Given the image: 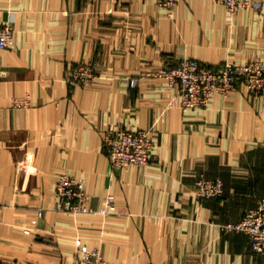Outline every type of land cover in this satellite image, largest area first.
Returning a JSON list of instances; mask_svg holds the SVG:
<instances>
[{
	"label": "crops",
	"instance_id": "0c3cea01",
	"mask_svg": "<svg viewBox=\"0 0 264 264\" xmlns=\"http://www.w3.org/2000/svg\"><path fill=\"white\" fill-rule=\"evenodd\" d=\"M257 2L231 16L181 0L170 16L155 0H0L14 26L0 49V264H71L78 241L110 264H264L247 234L222 229L264 198V94L238 83L184 108L159 75L184 58L264 64ZM82 63L90 85L72 82ZM120 127L150 130L148 164L112 170L104 138ZM63 174L84 181L89 213L57 209ZM218 178L222 196H196L199 180Z\"/></svg>",
	"mask_w": 264,
	"mask_h": 264
},
{
	"label": "built area",
	"instance_id": "2783aa9c",
	"mask_svg": "<svg viewBox=\"0 0 264 264\" xmlns=\"http://www.w3.org/2000/svg\"><path fill=\"white\" fill-rule=\"evenodd\" d=\"M170 16L173 15L181 0H155ZM215 4L226 6L231 16L240 10L256 7L257 0H210ZM14 44V26L0 20V49H8ZM166 78L170 88H177L181 105L184 108H206L215 94L227 95L235 90L238 83L243 84L251 95L264 94V64L260 59L241 64L227 63L224 67L213 68L195 59L184 58L176 65H167L159 72ZM5 76L0 70L1 78ZM74 84L90 85L97 79L95 69L90 63L80 64L72 73ZM133 79L131 86L135 88ZM104 148L108 153L111 168L120 171L131 165L148 164L153 157L155 141L150 130H130L117 128L107 132ZM224 193L221 179H202L197 182L195 194L198 198H216ZM57 209L63 212L78 214L89 213L92 197L86 192L84 181L66 174L60 176L56 186ZM115 197H106L105 205L100 212L111 215L115 212ZM1 226V220H0ZM225 232L247 234L256 252H264V198L259 205L246 212L238 222L222 226ZM71 264H110L100 248L89 249L80 241Z\"/></svg>",
	"mask_w": 264,
	"mask_h": 264
}]
</instances>
